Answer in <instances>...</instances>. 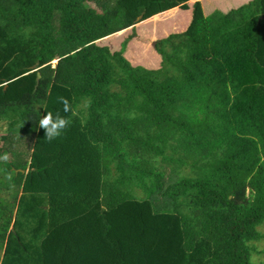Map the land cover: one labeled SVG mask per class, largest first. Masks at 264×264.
Returning a JSON list of instances; mask_svg holds the SVG:
<instances>
[{"label":"trees","instance_id":"16d2710c","mask_svg":"<svg viewBox=\"0 0 264 264\" xmlns=\"http://www.w3.org/2000/svg\"><path fill=\"white\" fill-rule=\"evenodd\" d=\"M191 1L0 0V264H255L264 0ZM177 8L192 19L155 43L158 70L124 57L132 38L99 45Z\"/></svg>","mask_w":264,"mask_h":264},{"label":"rangeland","instance_id":"374dc122","mask_svg":"<svg viewBox=\"0 0 264 264\" xmlns=\"http://www.w3.org/2000/svg\"><path fill=\"white\" fill-rule=\"evenodd\" d=\"M223 1L225 0H222V2ZM204 5L205 16L209 17L215 12H222L221 7L225 9H237L244 4L239 1L234 4L231 2L229 4L227 3V5H219V0H204ZM180 15L181 13L169 14L157 20L156 22L147 23V25L138 28L135 32L129 30L125 33L114 35L108 39L101 41L99 45L109 48L113 53L121 52L123 50L122 44L127 39L132 38V40H129L130 42L125 48L124 57L132 64L133 67H141L153 71L158 70L161 68L162 60L158 53L155 51V43L160 41L161 39H165L170 35L180 34L187 30L189 25L187 28L184 27V29L177 27L178 24H181V26L183 24L182 18H179ZM190 18L192 19V17ZM5 133L6 128H0V156L3 155V153H1V136ZM258 230L264 236V224ZM251 245H254L257 249V254L252 255V262L255 264H264V239L257 244Z\"/></svg>","mask_w":264,"mask_h":264},{"label":"clouds","instance_id":"9594fccd","mask_svg":"<svg viewBox=\"0 0 264 264\" xmlns=\"http://www.w3.org/2000/svg\"><path fill=\"white\" fill-rule=\"evenodd\" d=\"M57 102L63 105L64 113H71L72 109L67 97L58 96ZM70 123V119L67 116H62L59 110H57L55 115L51 111H46L44 116L38 121L39 128L44 130L45 138L49 142L60 138ZM9 158V154L4 153L0 156V161L7 162Z\"/></svg>","mask_w":264,"mask_h":264},{"label":"crops","instance_id":"0c3cea01","mask_svg":"<svg viewBox=\"0 0 264 264\" xmlns=\"http://www.w3.org/2000/svg\"><path fill=\"white\" fill-rule=\"evenodd\" d=\"M241 2V3H243L244 5L243 6H241V7H239V8H237V9H240V8H242V7H244V6H247V5H249V4H251L252 2H254L255 0H230V1H227V0H225V1H223L222 2V0H219V5H227V3L229 4V3H237V2ZM195 2H200L201 4H202V6H203V9H205V5H204V0H193V1H191L190 3H189V7L191 8L192 6H193V4L195 3ZM218 2V1H217ZM217 2H216V4H217ZM221 9H222V12L221 13H223V14H227V13H229L230 11H232V10H236V9H231V8H222L221 7ZM174 13H181V15L179 16V18H182V21H183V24H182V26H181V24H178L177 25V27L178 28H183L184 29V27H188V25L190 24V22H191V18L190 17H192V12H191V10H189V11H182L181 9H174V10H172V11H169V12H167V13H164V14H162V15H159V16H156V17H154V18H152V19H150V20H148V21H146V22H144L143 24H138L137 26H136V28H135V31H137V29L138 28H140V27H142V26H144V25H147V23H149V22H156L157 20H159V19H161L162 17H164V16H167V15H169V14H174ZM184 13V14H183ZM186 14V15H185ZM185 15V16H184ZM157 28V27H156ZM129 30H131L132 31V29H129ZM129 30H127V31H129ZM127 31H124V32H121V33H125V32H127ZM186 31V30H185ZM184 31V32H185ZM183 33V32H182ZM120 34V33H119ZM116 35H118V34H116ZM156 35V34H155ZM157 35H159V34H157ZM156 37V36H155ZM110 38V37H109ZM167 38V37H166ZM108 39V38H107ZM162 40V39H161Z\"/></svg>","mask_w":264,"mask_h":264}]
</instances>
